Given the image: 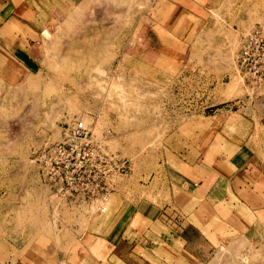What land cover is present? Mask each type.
Listing matches in <instances>:
<instances>
[{
	"label": "rangeland",
	"instance_id": "374dc122",
	"mask_svg": "<svg viewBox=\"0 0 264 264\" xmlns=\"http://www.w3.org/2000/svg\"><path fill=\"white\" fill-rule=\"evenodd\" d=\"M260 28L264 0H0V264H63L134 214L147 233L108 264H264V211L211 170L264 160V83L237 66ZM76 121L126 171L73 204L35 156ZM179 159L198 187L167 183Z\"/></svg>",
	"mask_w": 264,
	"mask_h": 264
},
{
	"label": "built area",
	"instance_id": "2783aa9c",
	"mask_svg": "<svg viewBox=\"0 0 264 264\" xmlns=\"http://www.w3.org/2000/svg\"><path fill=\"white\" fill-rule=\"evenodd\" d=\"M239 71L255 83H264V29L251 31L237 58ZM116 157L102 151L94 128L81 121L72 123L55 144L35 156L44 183L52 194L73 204L108 194L114 179L126 171Z\"/></svg>",
	"mask_w": 264,
	"mask_h": 264
},
{
	"label": "crops",
	"instance_id": "0c3cea01",
	"mask_svg": "<svg viewBox=\"0 0 264 264\" xmlns=\"http://www.w3.org/2000/svg\"><path fill=\"white\" fill-rule=\"evenodd\" d=\"M238 147L243 149L242 144L240 146L238 144ZM244 151L240 150L233 152V155H231L229 159L218 158L215 162H212L211 170L212 172L213 170L219 172L215 182L221 179L227 182L228 194L232 199H234V197L237 198V206L252 213L263 212L264 160L258 155V157L255 156L257 157L256 159L254 157L252 158L250 153H245ZM186 163V161L179 159L178 164H181L179 169L174 167V170L172 171L169 167V171L166 175V180L169 185L172 184L189 188L191 186L198 187V185L202 183L200 182L198 184L195 182V179L191 181V178H188L189 172L193 169V166ZM216 166L218 169H216ZM219 169H221V171H219ZM194 170H196V168H194ZM200 186H202V184ZM197 189L198 188H195V190ZM134 217L135 214L132 215L128 224L121 228V230L115 228V233L111 232V234H108V236L106 235L105 237H103L104 235L95 237L96 239H92L89 245H86L87 248L83 242V246H81L80 249L70 248V253H68L69 255L67 258L64 259L63 264H70L72 261V264H108L109 261L105 255V249L112 246V243H115L116 240L117 244L115 243L116 246L114 249H117L118 247L120 249V254H117V258L122 257L121 253L123 248L127 245L128 247L129 245L132 247L134 244L133 247H137V239L135 238L139 233L145 235L148 231L147 228L138 229L137 224L133 223ZM137 222L138 221L136 220V223ZM231 226L233 227L234 225ZM95 254H97L98 257H93Z\"/></svg>",
	"mask_w": 264,
	"mask_h": 264
}]
</instances>
